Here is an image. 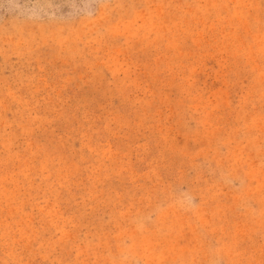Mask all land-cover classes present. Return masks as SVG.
Segmentation results:
<instances>
[{
  "label": "rangeland",
  "instance_id": "374dc122",
  "mask_svg": "<svg viewBox=\"0 0 264 264\" xmlns=\"http://www.w3.org/2000/svg\"><path fill=\"white\" fill-rule=\"evenodd\" d=\"M0 264H264V0H0Z\"/></svg>",
  "mask_w": 264,
  "mask_h": 264
}]
</instances>
